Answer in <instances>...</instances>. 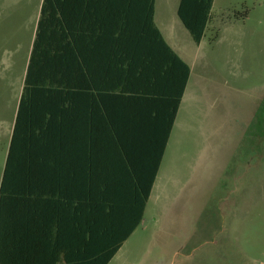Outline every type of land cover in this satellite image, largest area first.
<instances>
[{
    "label": "rangeland",
    "instance_id": "374dc122",
    "mask_svg": "<svg viewBox=\"0 0 264 264\" xmlns=\"http://www.w3.org/2000/svg\"><path fill=\"white\" fill-rule=\"evenodd\" d=\"M38 2L0 0L17 59ZM214 12L201 45L176 37L195 71L145 217L109 264H264V0H216Z\"/></svg>",
    "mask_w": 264,
    "mask_h": 264
},
{
    "label": "crops",
    "instance_id": "0c3cea01",
    "mask_svg": "<svg viewBox=\"0 0 264 264\" xmlns=\"http://www.w3.org/2000/svg\"><path fill=\"white\" fill-rule=\"evenodd\" d=\"M80 1L85 4L84 16L93 19H102L113 13L128 15V6L116 5L132 2ZM42 4L43 0H39L36 5L32 34L18 59L9 49L11 38L0 31V136L9 133L6 160L17 123ZM180 4L181 0H154L156 26L170 48L191 68L162 161L195 71V60L189 48L176 41L179 34L185 33L184 30L190 34L179 16ZM215 4L216 0L207 28L217 25ZM93 24L87 23L84 32V62L88 70L90 69V74L84 82H89L90 88H84L87 91L83 93L73 94L68 102L69 107L61 113L54 109L39 108L40 116L56 117L54 120L57 121L58 128L62 124L63 129L60 128L62 131L56 139L57 159L41 161L40 170L46 179L37 193L41 194L44 200H50L54 207L49 209V212L61 218L48 225L55 229L53 239L72 249H75V245L85 246L90 243L93 226L105 225L101 221L98 224L93 222L90 215L94 205L104 197L114 202L111 204L113 210L120 214L116 221L117 226L133 225L134 212L136 219L138 216L136 200L141 194V188L146 185L150 171L154 170L153 159L157 157V149L164 146L165 117L170 113L172 101L178 95L177 67L173 72L172 55L164 45L156 44L150 38H140L139 43H109L106 31ZM202 41L198 45H201ZM17 52L20 53V49ZM13 67L22 69L17 78H13ZM147 70L148 74L141 78L140 71ZM178 78L180 79V75ZM7 122L9 127L6 129ZM61 146L66 149V154L60 152ZM48 169L49 171H46ZM157 176L146 203L143 219L155 189ZM105 204L107 205L104 212H108L109 204ZM141 222L137 224L136 229ZM84 251L85 248L83 254ZM74 253L78 252L75 250Z\"/></svg>",
    "mask_w": 264,
    "mask_h": 264
},
{
    "label": "trees",
    "instance_id": "16d2710c",
    "mask_svg": "<svg viewBox=\"0 0 264 264\" xmlns=\"http://www.w3.org/2000/svg\"><path fill=\"white\" fill-rule=\"evenodd\" d=\"M213 3L214 0H181L179 16L197 44L202 41L211 20ZM84 6L80 0H43L0 188V264H109L143 219L169 132L191 74L190 66L170 48L155 24L154 0H132L124 5H116L128 6V15L113 13L102 19L85 17ZM89 22L106 31L109 43H139L141 39L150 38L154 43L164 45L172 55V71L177 67L179 83L178 95L173 99L170 113L165 117L164 146L157 149V157L153 159L154 170L150 171L146 185L141 188V194L136 200L137 219L134 212L132 226H117L120 214L113 210L111 204L114 202L103 196L101 202L92 204L95 207L90 215L93 222L98 224L101 221L105 225L93 226L90 243L85 246L75 245V249H72L53 239L55 229L48 225L61 218L49 212L54 207L50 200H44L37 193L46 179L40 170L41 161L57 159L56 139L63 129L62 124L61 129L58 128L54 120L56 117L40 116L39 108L54 109L61 113L69 107L68 102L73 94L83 93L87 91L84 88H90V83L84 82L90 74L84 62V32ZM147 74L148 70L140 71L141 78ZM60 148V152L66 154V149L62 146ZM105 202L109 204L108 212H104L107 205Z\"/></svg>",
    "mask_w": 264,
    "mask_h": 264
}]
</instances>
